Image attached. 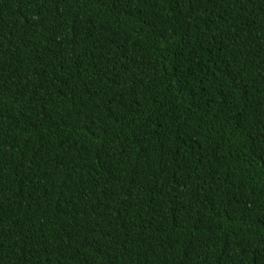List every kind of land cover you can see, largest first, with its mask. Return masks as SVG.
Here are the masks:
<instances>
[{
	"label": "trees",
	"instance_id": "16d2710c",
	"mask_svg": "<svg viewBox=\"0 0 264 264\" xmlns=\"http://www.w3.org/2000/svg\"><path fill=\"white\" fill-rule=\"evenodd\" d=\"M0 264H264V0H0Z\"/></svg>",
	"mask_w": 264,
	"mask_h": 264
}]
</instances>
